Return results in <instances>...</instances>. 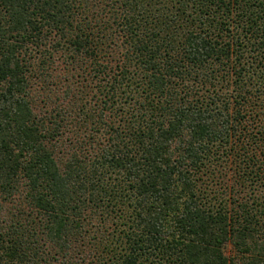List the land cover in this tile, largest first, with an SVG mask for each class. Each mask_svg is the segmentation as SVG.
Returning a JSON list of instances; mask_svg holds the SVG:
<instances>
[{
    "label": "trees",
    "instance_id": "16d2710c",
    "mask_svg": "<svg viewBox=\"0 0 264 264\" xmlns=\"http://www.w3.org/2000/svg\"><path fill=\"white\" fill-rule=\"evenodd\" d=\"M0 264H264V0H0Z\"/></svg>",
    "mask_w": 264,
    "mask_h": 264
},
{
    "label": "rangeland",
    "instance_id": "374dc122",
    "mask_svg": "<svg viewBox=\"0 0 264 264\" xmlns=\"http://www.w3.org/2000/svg\"><path fill=\"white\" fill-rule=\"evenodd\" d=\"M226 253H228V254H230V253H231V249H230V247H229V246L226 248Z\"/></svg>",
    "mask_w": 264,
    "mask_h": 264
}]
</instances>
